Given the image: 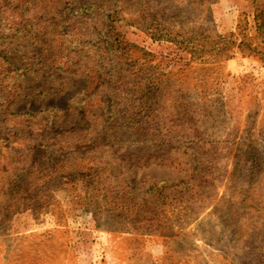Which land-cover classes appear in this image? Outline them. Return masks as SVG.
Wrapping results in <instances>:
<instances>
[{
    "label": "rangeland",
    "instance_id": "obj_1",
    "mask_svg": "<svg viewBox=\"0 0 264 264\" xmlns=\"http://www.w3.org/2000/svg\"><path fill=\"white\" fill-rule=\"evenodd\" d=\"M261 67L264 0H0V264H264Z\"/></svg>",
    "mask_w": 264,
    "mask_h": 264
},
{
    "label": "crops",
    "instance_id": "obj_2",
    "mask_svg": "<svg viewBox=\"0 0 264 264\" xmlns=\"http://www.w3.org/2000/svg\"><path fill=\"white\" fill-rule=\"evenodd\" d=\"M261 69L263 70V72H264V67H261Z\"/></svg>",
    "mask_w": 264,
    "mask_h": 264
},
{
    "label": "trees",
    "instance_id": "obj_3",
    "mask_svg": "<svg viewBox=\"0 0 264 264\" xmlns=\"http://www.w3.org/2000/svg\"><path fill=\"white\" fill-rule=\"evenodd\" d=\"M255 19H256V16H255ZM156 156V155H155ZM148 158H150V157H148ZM155 158H157V157H155Z\"/></svg>",
    "mask_w": 264,
    "mask_h": 264
}]
</instances>
